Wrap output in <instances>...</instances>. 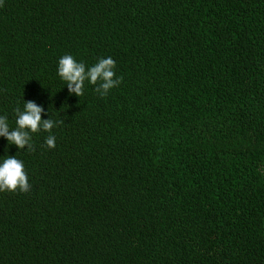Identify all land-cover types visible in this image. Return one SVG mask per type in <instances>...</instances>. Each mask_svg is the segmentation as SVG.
<instances>
[{"label":"trees","instance_id":"obj_1","mask_svg":"<svg viewBox=\"0 0 264 264\" xmlns=\"http://www.w3.org/2000/svg\"><path fill=\"white\" fill-rule=\"evenodd\" d=\"M114 59L80 97L58 75ZM0 137L28 193L0 192V264H264V0H3ZM63 121V123H59Z\"/></svg>","mask_w":264,"mask_h":264},{"label":"clouds","instance_id":"obj_2","mask_svg":"<svg viewBox=\"0 0 264 264\" xmlns=\"http://www.w3.org/2000/svg\"><path fill=\"white\" fill-rule=\"evenodd\" d=\"M3 0H0V7ZM116 64L113 58H101L98 63L86 70L83 62H77L72 55H64L59 59L58 75L66 82L70 94L78 97L84 94L85 82L96 86L95 91L107 96L109 91L122 83V77L116 78L114 69ZM15 129H10L7 118L0 117V137L7 139L9 145H15L21 151L25 148L29 152L35 150L32 143V135L40 131L48 132L45 144L49 149L56 147V138L51 134L57 122L51 118L42 119L44 109L35 102L25 101L24 110H16ZM59 123H63L60 121ZM31 184L26 173L24 164L16 156H7L0 163V192L28 193Z\"/></svg>","mask_w":264,"mask_h":264}]
</instances>
